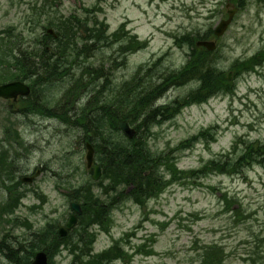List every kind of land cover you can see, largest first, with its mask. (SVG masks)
<instances>
[{
    "label": "rangeland",
    "instance_id": "rangeland-1",
    "mask_svg": "<svg viewBox=\"0 0 264 264\" xmlns=\"http://www.w3.org/2000/svg\"><path fill=\"white\" fill-rule=\"evenodd\" d=\"M225 4L226 0H169L165 3L158 0H0V32L13 28L15 33L34 37L44 33L42 27L49 26L50 22L57 23L70 15L82 16L83 8L99 7L101 12L96 15L100 21L108 23L109 33H113L121 23H126L127 30L150 42L147 50L129 56L124 66L112 69L111 83L119 85L131 79L138 66L161 57H165L164 70L179 69L185 64L187 55L185 50L173 46L172 36L192 28L203 33L215 28L223 20ZM245 6L242 12H237L218 43V63L226 72L235 61L247 60L260 52L264 43V3L249 0ZM114 51L103 49L94 54L89 63L94 66L103 64L104 69L114 68ZM195 88L196 84L190 83L172 89L163 102L182 98ZM52 89L46 98L49 102L57 101L59 94L67 90L65 87ZM81 104L78 103L76 109ZM41 105V108L33 106L32 109H43V102ZM8 107L0 101V140H7L0 149H9L10 156L15 159V181L32 177L37 170L41 175L22 188L10 186L5 179L7 184L0 180V204L7 197L4 187L14 188L8 190L10 193H25L7 219L10 223L0 220V242L5 240L0 264H9L7 259L10 261L17 256L12 248L31 237L33 232L42 231L47 222L50 221L52 227L63 226L70 214L65 195L74 193L91 178L85 168L81 132L69 130L57 120L15 115V109L10 112ZM5 117L12 123L14 132H5L9 127ZM216 125L221 126L218 134H212L216 143L208 144V147L205 143L197 144L184 152L175 150L173 155L170 154L173 146L196 135L201 129ZM153 133L147 145L151 153L171 155L177 168L184 172H198L211 160L223 162L232 152L230 148L237 137L264 145V68L257 74L239 78L233 97H216L200 107L185 109L173 122L155 127ZM244 139L241 142H246ZM23 143L26 150L21 149ZM6 162L9 163L8 160ZM160 175L170 186L162 188L155 198L149 200L144 211L130 199L120 201L110 214L114 223L111 231L106 235L98 234L94 253L108 249L123 238L127 243L124 247L127 255L125 264H197V253L210 243L224 247L228 257L224 264H248L245 259L252 256L256 246L260 253L256 250L258 256L252 258H264L263 168L247 166L242 177L209 175L199 178L201 187L191 186L192 180L171 185V178H167L162 170ZM107 184L106 178L94 183L92 192L99 200H104L107 195L100 193ZM219 193H226L237 200L236 207L240 208L243 221L234 223L231 215L223 209ZM43 198L46 202L41 206L40 199ZM192 216H197L198 220ZM135 227L137 230H132ZM131 232L135 236L127 240L125 235ZM150 240H153L151 244ZM142 244L152 246L155 255L133 254L134 248ZM70 259L64 252L53 262L69 264ZM112 264L121 263L117 260Z\"/></svg>",
    "mask_w": 264,
    "mask_h": 264
},
{
    "label": "trees",
    "instance_id": "trees-1",
    "mask_svg": "<svg viewBox=\"0 0 264 264\" xmlns=\"http://www.w3.org/2000/svg\"><path fill=\"white\" fill-rule=\"evenodd\" d=\"M244 2L245 0H239L240 4ZM94 12L95 9L84 11L87 17L82 22L71 16L70 19L60 22L58 25L51 24V26H55L57 38L53 39L45 35L38 38L35 37V42H27L28 46L37 47L34 50L30 48L22 49L25 43L21 34L9 35L0 42V67L10 63L9 58L12 57V49L9 46H19V53L18 55L14 54V63L12 65L16 73L12 72L13 69L11 70V74L14 76L9 77L10 80H16L19 77H30L32 79L38 78L42 83L41 85L45 83L50 85L53 82L70 78L67 67L71 68V64H68L69 60L65 56L68 48H76L74 52L77 51L82 54H86L88 51L93 54L97 49L104 46H118V58L125 61L128 54L146 47V43H139L135 37H127L126 34H123L126 39L118 37V33L106 36L108 27L103 21H98ZM121 31L122 29L119 30V32ZM194 38L205 39L207 36L191 38L190 35H187L178 43L179 46L187 44L191 48L189 60L184 68L174 72V74H165L161 77L155 76L154 66L148 69L140 68V72L130 82L123 84L116 93L111 91L110 95L102 93L109 84L108 75L104 73L103 66L92 70L89 68L81 69L82 74L79 76V81H89L90 79L89 82L92 85L90 93L93 95L91 101L96 100L95 102L98 106H96L97 110L93 113H91L92 110L90 112L84 110L76 124L83 129L84 133H91L93 138H96L94 146L98 153L97 159L98 162L100 161L104 176L109 181L113 178L119 183L128 184L131 182L135 186L132 197L138 205H143L146 200L156 197L164 187L156 174L161 166L173 176L174 180L181 181L182 178H189L188 173L180 172L175 168V165L170 162L172 160L171 157L153 155L147 146L148 138L151 136V129L157 123V118L160 121L172 119L180 108L184 106L205 103L211 97L220 94H233L234 84L227 83L226 73L219 71L215 63L212 64L214 55L201 49H196ZM78 39H80V42L85 43L82 45V49H78ZM263 57L264 51L254 56L247 63L235 65L233 68L235 77H238L242 72L252 71L255 66L261 65ZM23 60L24 62H22ZM143 74H146L144 78L141 77ZM147 77L148 79H146ZM68 80L72 82V79ZM101 80H103V83L98 85ZM194 81L199 82V88L189 94L187 99L177 100L174 102L175 106L172 107L152 109L153 102L169 87H181ZM80 83L78 82V87H80ZM90 93H87L86 96ZM119 121H125L129 125L134 126L138 138L128 142L120 137L116 128ZM200 136L203 137L206 144L208 140L210 142L215 140V136L209 132H203ZM198 141L199 139H193L192 142L195 143L186 142L181 144L179 150L187 149L188 147L192 148ZM242 151L238 158L232 162L229 161L224 164L211 162L206 169H201L204 172L203 176H207L212 172L210 171L211 168L218 174L226 173L227 175L238 174L241 169L247 166L253 167L257 165L264 168V146L249 144L245 146L243 153ZM147 170H150L151 174L155 171L154 175L156 177L151 175L144 179L142 173ZM5 173H8V171H5ZM192 176L197 177L198 173L190 172V178ZM6 179H10L9 175L6 176ZM145 182H147V186L144 185ZM86 193L82 197V202L85 207H88V212L87 218L81 221L82 229L80 232L77 233L75 238L69 237L63 241L52 239L53 241L48 249H45L46 252L48 255L53 256L58 248L63 245L64 249L72 256L71 264H112L117 260L125 262L127 255L119 244L99 255L93 256L90 254L95 235L88 232V227L92 224H98L102 227L104 226V232H108L110 220L109 216L103 215L102 211L97 208V203L93 201L94 197L88 189ZM10 196L11 193H9V199ZM21 197L22 195L18 194L17 197L11 198V200L17 205ZM51 234L53 238H56L53 233ZM48 239V237L47 239L42 237L37 239L23 254L29 258L35 252V249L39 250ZM214 248L206 247L204 249L203 254L200 256L201 264L223 263L222 252ZM52 250L55 251L52 252ZM138 250L146 256L152 254V251H145L144 247ZM27 257H21L26 264H28L29 260ZM254 264H257V262Z\"/></svg>",
    "mask_w": 264,
    "mask_h": 264
},
{
    "label": "water",
    "instance_id": "water-1",
    "mask_svg": "<svg viewBox=\"0 0 264 264\" xmlns=\"http://www.w3.org/2000/svg\"><path fill=\"white\" fill-rule=\"evenodd\" d=\"M232 14L233 13H229V19L226 22H222L219 27L217 28V30L215 31V34L217 36H220L225 29L227 28L228 24L230 23V20L232 18ZM199 46H204L206 48H208L209 50H213L214 47L213 45H209V44H198ZM28 94V89L25 88L24 86H22L21 84H10V85H6V86H2L0 87V98H4V99H9V98H15L18 95H27ZM118 129L121 130L123 132V134L128 138V139H132L135 135V132L133 130H131L127 124L125 123H119L118 124ZM88 154H87V162H88V166L91 165L92 162V150L90 147H88ZM97 176H99V170L95 169V177L97 178ZM30 182V181H28ZM72 209L78 214L80 215V211L79 208L77 206H72ZM76 222V218L75 217H71L70 221L68 222V224L66 225V229H71L73 227V225ZM60 235L61 236H65L66 235V231L61 230L60 231ZM33 264H46V256L44 254H38L35 258V261L33 262Z\"/></svg>",
    "mask_w": 264,
    "mask_h": 264
}]
</instances>
